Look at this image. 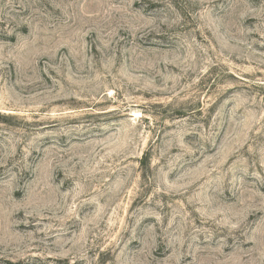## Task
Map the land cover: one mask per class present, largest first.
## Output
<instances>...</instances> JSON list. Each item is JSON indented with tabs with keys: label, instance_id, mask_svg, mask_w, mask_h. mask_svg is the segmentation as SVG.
Here are the masks:
<instances>
[{
	"label": "rangeland",
	"instance_id": "374dc122",
	"mask_svg": "<svg viewBox=\"0 0 264 264\" xmlns=\"http://www.w3.org/2000/svg\"><path fill=\"white\" fill-rule=\"evenodd\" d=\"M0 264H264V0H0Z\"/></svg>",
	"mask_w": 264,
	"mask_h": 264
}]
</instances>
